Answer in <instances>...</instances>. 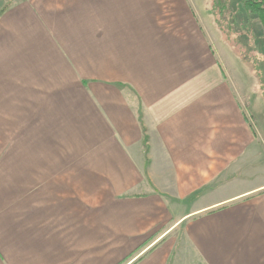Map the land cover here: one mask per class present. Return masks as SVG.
Returning <instances> with one entry per match:
<instances>
[{
    "label": "crops",
    "instance_id": "1",
    "mask_svg": "<svg viewBox=\"0 0 264 264\" xmlns=\"http://www.w3.org/2000/svg\"><path fill=\"white\" fill-rule=\"evenodd\" d=\"M200 1L18 0L1 12L0 167L16 171L0 175L26 174L57 131L78 167L30 174L114 194L0 211V264H264V180H223L259 166L262 149Z\"/></svg>",
    "mask_w": 264,
    "mask_h": 264
},
{
    "label": "rangeland",
    "instance_id": "2",
    "mask_svg": "<svg viewBox=\"0 0 264 264\" xmlns=\"http://www.w3.org/2000/svg\"><path fill=\"white\" fill-rule=\"evenodd\" d=\"M18 0L6 1L0 0L6 8ZM212 7V0H203L199 2L202 13L208 15L207 21L211 18L214 25V35L216 45L223 50L220 56L221 66L225 74L229 77L232 86L239 93L240 105L246 114L248 128L252 136L257 138L261 146V161L257 166L253 160L247 161L246 171L236 170V173L223 177L224 185L230 188L251 187L255 183L264 180V88L258 83L256 70L253 67L252 59L256 56L264 59V28L255 14H248L243 6L242 0H215ZM221 7H225L224 10ZM217 14L215 18L221 19L222 24H214V11ZM222 14H220V11ZM213 11V13H212ZM223 15V17H222ZM204 17L201 23L204 24ZM230 24L228 28L223 24ZM204 26V25H203ZM218 49V48H217ZM225 56V57H224ZM264 61V60H263ZM66 136V135H65ZM60 132L54 134V142L49 145V155L45 153V145H40L43 153L40 154L38 164H30L29 161L23 162L22 171L26 174L0 175V211L9 210L12 213L22 215L23 212L29 211L30 200L32 199H100L108 200L113 194L110 191H95L93 187L86 185L87 191H78L82 188L77 186L79 177L77 175H50L37 176L32 175L31 169L36 166L41 169H53L67 167H78L77 145H72ZM12 161H1L0 171L7 173L15 172ZM262 162V163H261ZM73 171V170H71ZM245 173V174H244ZM41 180L50 184H39ZM65 183L70 186L62 190L61 185ZM54 184L56 187H54ZM49 190V192H47ZM20 207H16V205ZM24 214V213H23Z\"/></svg>",
    "mask_w": 264,
    "mask_h": 264
},
{
    "label": "trees",
    "instance_id": "3",
    "mask_svg": "<svg viewBox=\"0 0 264 264\" xmlns=\"http://www.w3.org/2000/svg\"><path fill=\"white\" fill-rule=\"evenodd\" d=\"M215 0H212V7L214 6L215 8V4H214ZM242 6L244 8V10L248 13V14H255L259 20V22L262 24L263 28H264V0H242ZM6 8V6H4L1 10H0V14L1 12ZM222 10L225 9V7H221ZM220 11V14H222V11ZM213 12V11H212ZM214 15V24L216 23V26L219 24H222V20L215 18L217 15H219V13L217 14L216 10L213 13ZM223 17V15H222ZM223 27L228 28L230 26V24H223ZM264 59L263 58H258V57H254L252 59V63H253V67L256 70V77L258 79V83L260 84V86L262 88H264Z\"/></svg>",
    "mask_w": 264,
    "mask_h": 264
}]
</instances>
